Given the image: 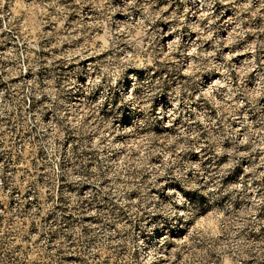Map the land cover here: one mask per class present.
<instances>
[{
  "label": "rangeland",
  "instance_id": "374dc122",
  "mask_svg": "<svg viewBox=\"0 0 264 264\" xmlns=\"http://www.w3.org/2000/svg\"><path fill=\"white\" fill-rule=\"evenodd\" d=\"M192 2L0 0V264H264V0Z\"/></svg>",
  "mask_w": 264,
  "mask_h": 264
},
{
  "label": "bare ground",
  "instance_id": "6f19581e",
  "mask_svg": "<svg viewBox=\"0 0 264 264\" xmlns=\"http://www.w3.org/2000/svg\"><path fill=\"white\" fill-rule=\"evenodd\" d=\"M192 4H193L192 5V8L194 10L193 11V18H196L195 17L196 14H200L201 11H202V8H201V0H193ZM233 21H234V18H232L231 14L228 13V12L225 13L223 15V17H222V26H223L224 31L227 32L228 35H230V34L233 33V30H234V28L232 27ZM174 35H175L174 32H168L166 34L167 42H169V43L172 42L175 39L174 38ZM186 37L190 40L189 43H188V45L190 47H192L194 45L195 46L203 45L202 38H201V34H199V33H196V32L195 33H188ZM228 49H229L228 54L229 55H233V51L231 50V48H228ZM248 51H250V50H248ZM248 51L245 50L242 53L243 54L249 53ZM250 57L251 56L249 54L242 55L241 56V59H239L240 60L239 62L243 65L244 63L250 61ZM212 82H213L214 85L220 84V81H218V80H213ZM208 86L210 88L212 86V83L210 85H208ZM162 115L169 116L167 114V111L164 110V109L162 111Z\"/></svg>",
  "mask_w": 264,
  "mask_h": 264
},
{
  "label": "built area",
  "instance_id": "2783aa9c",
  "mask_svg": "<svg viewBox=\"0 0 264 264\" xmlns=\"http://www.w3.org/2000/svg\"><path fill=\"white\" fill-rule=\"evenodd\" d=\"M201 18H190L189 20H188V23H185L184 25L186 26V25H189V24H191L192 26H194V24H196V23H198V21L200 20ZM203 19H208L210 22H215V20H219L220 21V24H221V38H223L224 40H225V42L223 43V46H224V49L225 48H227L228 46H232L231 44H230V42H229V38L230 37H232V34L234 33V32H236V25H235V18H234V21H233V24H232V27L234 28V30H233V33L232 34H230V35H228V33L227 32H225L224 31V29H223V26H222V18H203ZM203 29H201V30H199V29H189L188 30V32L186 33V34H188V33H199V34H201V38H202V40H203V35H204V33H205V29H207V28H205V27H202ZM208 31H209V29H207ZM187 36V35H186ZM244 36H247V35H244ZM187 38V37H186ZM202 47H203V45H202ZM211 49H212V47L208 50V51H211ZM248 50H251V48H249ZM214 80H216V79H214ZM219 81V80H218Z\"/></svg>",
  "mask_w": 264,
  "mask_h": 264
},
{
  "label": "clouds",
  "instance_id": "9594fccd",
  "mask_svg": "<svg viewBox=\"0 0 264 264\" xmlns=\"http://www.w3.org/2000/svg\"><path fill=\"white\" fill-rule=\"evenodd\" d=\"M183 243H184L183 241L180 242L181 245H182ZM177 250L179 251L180 249H177ZM228 250H229V245H228V244H223V245H221L220 248L218 249V252H219L221 255H223V254H224L226 251H228ZM174 258H175V257L173 256V257H169L168 259L171 260V259H174ZM181 264H186V262H185V261H182ZM194 264H199L198 259H197L196 262H194ZM224 264H230V261H229L227 258H225V259H224Z\"/></svg>",
  "mask_w": 264,
  "mask_h": 264
}]
</instances>
